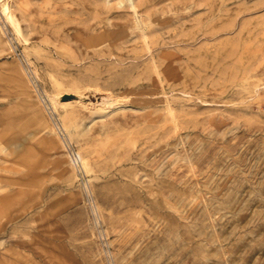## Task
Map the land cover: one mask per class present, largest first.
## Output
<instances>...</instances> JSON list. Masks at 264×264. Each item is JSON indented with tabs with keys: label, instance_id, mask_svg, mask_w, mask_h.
<instances>
[{
	"label": "rangeland",
	"instance_id": "obj_1",
	"mask_svg": "<svg viewBox=\"0 0 264 264\" xmlns=\"http://www.w3.org/2000/svg\"><path fill=\"white\" fill-rule=\"evenodd\" d=\"M0 264H264V0H0Z\"/></svg>",
	"mask_w": 264,
	"mask_h": 264
},
{
	"label": "bare ground",
	"instance_id": "obj_2",
	"mask_svg": "<svg viewBox=\"0 0 264 264\" xmlns=\"http://www.w3.org/2000/svg\"><path fill=\"white\" fill-rule=\"evenodd\" d=\"M131 3H132V1H131ZM130 6H132V5H130ZM133 7V6H132ZM9 16H7V18H8ZM9 20V19H8ZM11 20V19H10ZM9 42V41H8ZM105 101V99L104 98H102V100L99 102V103H102V102H104ZM107 101V103H109L110 101H111V99H107L106 100ZM60 103V102H59ZM80 156V155H79Z\"/></svg>",
	"mask_w": 264,
	"mask_h": 264
}]
</instances>
